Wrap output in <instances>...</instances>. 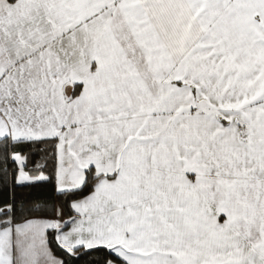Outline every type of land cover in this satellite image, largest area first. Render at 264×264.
I'll return each mask as SVG.
<instances>
[{
  "label": "snow or ice",
  "instance_id": "6c2138e0",
  "mask_svg": "<svg viewBox=\"0 0 264 264\" xmlns=\"http://www.w3.org/2000/svg\"><path fill=\"white\" fill-rule=\"evenodd\" d=\"M264 264V0H0V264Z\"/></svg>",
  "mask_w": 264,
  "mask_h": 264
},
{
  "label": "trees",
  "instance_id": "16d2710c",
  "mask_svg": "<svg viewBox=\"0 0 264 264\" xmlns=\"http://www.w3.org/2000/svg\"><path fill=\"white\" fill-rule=\"evenodd\" d=\"M97 257L95 255L85 257L83 260H80L78 264H93V261H95Z\"/></svg>",
  "mask_w": 264,
  "mask_h": 264
}]
</instances>
